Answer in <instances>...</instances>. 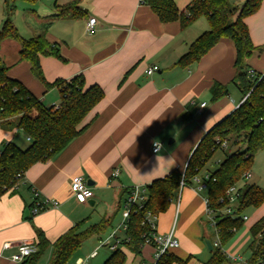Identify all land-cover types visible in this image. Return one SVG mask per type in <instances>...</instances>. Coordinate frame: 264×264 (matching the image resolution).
<instances>
[{
    "label": "crops",
    "instance_id": "1",
    "mask_svg": "<svg viewBox=\"0 0 264 264\" xmlns=\"http://www.w3.org/2000/svg\"><path fill=\"white\" fill-rule=\"evenodd\" d=\"M74 1L85 12L83 18L66 16L47 26L45 18L58 12L56 5ZM17 2H21L18 13L26 19L22 24L14 21L21 37L31 39L46 28V39L57 46L65 60L40 56L46 81L52 84L82 75L86 89L97 85L105 97L80 125L82 132L62 152L35 164L19 178L14 191L0 199V264H22L12 259L19 243L30 242L37 248V232L41 231L53 245L71 229L82 225L92 212L103 213L93 226L104 220L110 224L100 236L107 235L108 230L109 237L117 230L118 237L124 231L119 228L123 217L117 227L113 226L131 190L139 187L147 191L154 181L166 178L173 171L184 172L204 135L244 99L233 82L236 47L232 40H220L190 67L177 64L192 43L210 29L206 18L202 25H195L203 19L200 18L182 29L178 21L160 22L145 0H55L52 5L41 0L36 4ZM175 2L181 11L189 4V0ZM89 18L98 22L93 35L86 31ZM6 19L5 6L0 13V29ZM245 22L255 47L245 65L261 74L264 72V1L259 11ZM19 51L20 45L13 40L0 44V58L8 68V76L20 81L46 107L57 108L61 103L59 89L47 90L32 74L31 63L18 61ZM153 66L159 70L148 75L146 71ZM215 84L227 87L228 91V95L217 101L213 100L211 90ZM202 104L205 107L201 109ZM20 132L24 133L16 127L1 129L0 147L8 142L17 144L14 137ZM27 139L26 136V142L30 143ZM168 139L166 146L164 142ZM154 142L162 144L157 154L153 153ZM208 164L200 176L212 174L219 165L211 164L209 168ZM250 172L249 181L237 185L244 189L245 184H253L264 190V150L256 155ZM76 176L93 183L94 197L87 204L77 203L73 196L71 180ZM36 193L40 200H55L59 206L34 215ZM206 198L207 190L196 191L192 182L180 189L166 212L157 215V232L166 235L174 229L179 243L170 250L171 264H205L210 259L213 249L209 251L206 242L212 236V223ZM261 219H264V204L257 209L249 230ZM98 238L101 242V237ZM6 243L12 246L4 249ZM205 249L209 254L201 261L198 256L205 255ZM94 251L99 252V247ZM127 254L126 264H153L155 249L144 246L138 258ZM225 255L230 260L243 261L236 253Z\"/></svg>",
    "mask_w": 264,
    "mask_h": 264
},
{
    "label": "trees",
    "instance_id": "2",
    "mask_svg": "<svg viewBox=\"0 0 264 264\" xmlns=\"http://www.w3.org/2000/svg\"><path fill=\"white\" fill-rule=\"evenodd\" d=\"M17 1L29 4L38 2L10 0L12 8H7V19L0 29V44L5 40L17 42L20 45L18 61L30 62L32 74L47 90L58 88L61 103L57 108L46 107L20 81L8 76V68L0 58V130L16 127L31 138L27 148H21L14 142L4 144L0 153V199L7 192L14 191L19 176L23 177L35 164L46 162L62 152L82 132L80 125L105 97L104 91L97 85L86 89L82 75L70 81L57 80L52 84L46 81L40 56L54 57L63 62L65 60L57 46L46 39V28L31 39L21 37L12 20ZM263 1L245 0L240 4L239 0H189L187 7L181 11L175 0H145L164 24L178 21L181 28L186 29L200 18L208 21L210 29L192 43L189 51L178 60V66L190 67L199 62L220 40H232L236 47V76L233 82L243 97L249 96L204 135L193 150L184 172L175 170L166 178L156 180L147 187L148 200L136 213L132 212L122 246L113 251L103 264H126L127 253L134 258L140 257L143 237L149 232L145 224L147 214L159 215L166 212L180 189L192 183L196 176H200L216 153H223L225 158L211 174L207 192L212 208L218 211L222 208L219 200L225 197L231 187L243 182V176L251 170L256 155L264 150V77L251 78L250 69L245 65V60L255 51L245 21L259 11ZM56 8V14L45 18L47 26L66 16L74 19L85 16L76 1L56 5ZM131 71L124 76L120 85ZM211 90L214 101L228 95L227 87L219 84H215ZM231 140L236 146L233 151H230ZM263 204L264 190L253 184H245L235 212L237 217H216L220 245L213 247L212 255L205 264H258L264 259V235L260 237L264 229V219L250 229L253 239L249 246L250 259L246 262L230 260L222 251V247L243 227L245 221L242 216L246 210L258 209ZM109 226L108 220H104L84 231L81 230L82 225L71 229L53 244L50 264H70L87 239L94 235L100 237ZM37 238L36 251L22 264H34L49 247L50 242L43 232L38 231ZM171 262L168 254L158 264Z\"/></svg>",
    "mask_w": 264,
    "mask_h": 264
},
{
    "label": "built area",
    "instance_id": "3",
    "mask_svg": "<svg viewBox=\"0 0 264 264\" xmlns=\"http://www.w3.org/2000/svg\"><path fill=\"white\" fill-rule=\"evenodd\" d=\"M236 1V0H233ZM97 19L96 18H89L86 23V31L88 34L93 35L97 31ZM159 68L157 66L150 67L146 73L148 75H152L153 73L157 72ZM249 75L251 78H263L264 72L259 74L256 73L255 70L250 69ZM249 95L244 97L242 103L248 98ZM205 107V104L201 105V109ZM28 141H31V138L28 137ZM162 144L158 142L153 143V153L157 154L161 151ZM19 178H21L19 176ZM251 178V172H247L243 176V182L249 181ZM211 179V174H207L204 176H196L193 179V183L196 185V191H205L208 189V182ZM183 186V185H182ZM71 189L73 196L77 203L79 204H87L89 200H91L94 197V193L92 188L88 185L87 180L81 176L73 177L71 180ZM243 194V188L239 185H234L231 187L227 192L224 198H221L219 200V203L222 205V208L218 211L216 209H213L210 203L209 198L205 199V204L207 208V213L211 217V223L213 227L216 230L217 235V216H223V217H233L236 218L235 215L236 208L239 204V200ZM148 200L147 191L145 189H141L139 187H134L130 195L127 197V200L122 205V217H123V223L119 227L120 229L127 231V223L130 219V216L132 212L136 213L139 209H141ZM34 209L32 213L34 215L43 212L49 208H57L59 206V202L51 199H45L40 200L39 194L36 193V200L33 204ZM157 218L158 216L156 214L148 213L146 216L145 224L149 228V232L147 235H144V246H151L155 249L154 254V262L153 264H158L168 256L171 249L177 248L179 246L178 241L174 237V229L166 235H161L157 232ZM243 221H247V216H242ZM264 235V229L262 233L260 234V237ZM123 240H120L119 237H117V230H114L109 237L105 241L100 242L101 247H108V249L113 252L116 251L119 247L122 246ZM220 245L219 240L215 243V246L218 247ZM11 243H6L4 245V249H9L11 247ZM36 251V248L33 243L30 242H21L17 246V253L13 255L12 259L16 262L23 263L28 257H30L34 252ZM98 254L97 251H94L91 254V257L94 258ZM235 260V259H232ZM77 264H84L82 260L78 261ZM145 264V263H141ZM247 264V263H246ZM258 264H264V259L260 260Z\"/></svg>",
    "mask_w": 264,
    "mask_h": 264
},
{
    "label": "rangeland",
    "instance_id": "4",
    "mask_svg": "<svg viewBox=\"0 0 264 264\" xmlns=\"http://www.w3.org/2000/svg\"><path fill=\"white\" fill-rule=\"evenodd\" d=\"M43 3L47 4V5H52L54 4L55 0H41ZM185 1V0H184ZM244 1V0H243ZM242 0L240 2V4H242L241 2H243ZM20 3L21 2H16V10L15 13L12 15V20L14 21H25L26 19L24 18L23 15H21L20 13H18L20 11ZM177 4L178 0H177ZM12 8V4L10 2V0H0V13L3 10V7L5 8ZM19 10V11H18ZM29 17H27L28 19ZM18 21V22H19ZM205 19H200L195 25L199 26L204 24ZM264 50V47H263ZM15 142L17 144H19L20 146H22V148H25L29 145L28 142H26V134L20 132L18 133L15 137ZM169 141L170 139L166 140L164 142V145L169 146ZM4 144V143H3ZM3 144L0 147V150H2L3 148ZM236 146L233 145V140L230 141V151H233V149ZM223 155L221 153H217V155L215 156L214 160H212L209 164L208 167L210 168L211 164H216V166L221 163L223 161ZM256 158V157H255ZM215 167V166H214ZM250 183V182H249ZM257 209L255 208H249L248 210H246L245 215L247 217L250 218V221H246L244 222L243 227L241 228L240 231H238L234 237L227 243L225 244V246L222 247V251L225 253H236L237 255L241 256L243 261H247L248 259H250L251 257V252L249 250V246L251 244V240H252V236L250 233V225L252 224V222L254 221V216L256 214ZM122 213V212H121ZM121 213H118L117 215V220L114 224V228L118 226V224L121 221L122 215ZM101 214H103L100 211L97 212H92L89 213L85 218H87V220L82 223V227L81 230H87L89 228H91V226H93L94 224L98 223L101 219ZM162 220V217H161ZM212 225V224H211ZM172 226V223H171ZM212 227V232H211V238L209 239V242L211 243L212 246H215V243L218 241L217 239V235H216V231L213 227ZM107 235H108V230H107ZM104 235V236H100L102 241H105L108 236ZM118 237L120 240L124 239L125 237V231H120L118 233ZM99 247V252L97 257L95 258H91V253L97 248ZM53 245H49V247L38 257V259L36 260V262L34 264H50L51 259H52V254H53ZM147 249H144V252H146ZM205 255H199L198 259L199 260H205L207 254H209L208 250L205 249ZM111 251L108 249V247H101L100 246V240L98 238V236L94 235L92 237H90L89 239H87L81 246V248L76 252V254L74 255V257L71 259L70 264H77L78 260L81 258L82 261L84 262V264H103V262H105V260L108 259V257L111 255Z\"/></svg>",
    "mask_w": 264,
    "mask_h": 264
},
{
    "label": "water",
    "instance_id": "5",
    "mask_svg": "<svg viewBox=\"0 0 264 264\" xmlns=\"http://www.w3.org/2000/svg\"><path fill=\"white\" fill-rule=\"evenodd\" d=\"M87 183H88V185L90 187L93 186V183L90 180H87ZM206 246H207V248H208L209 251H212L213 247H212V245L210 244L209 241L206 242Z\"/></svg>",
    "mask_w": 264,
    "mask_h": 264
}]
</instances>
